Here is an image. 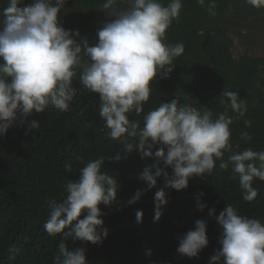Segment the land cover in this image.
Here are the masks:
<instances>
[{
	"label": "clouds",
	"instance_id": "clouds-1",
	"mask_svg": "<svg viewBox=\"0 0 264 264\" xmlns=\"http://www.w3.org/2000/svg\"><path fill=\"white\" fill-rule=\"evenodd\" d=\"M65 2L32 0L24 5V0H7V6L0 10V136L13 125L17 113L26 117L33 111L43 113L49 107L68 111L77 94L72 85L79 69L80 83L99 95L101 130L107 129V136L113 140H122L123 147L114 159H126L136 149L142 158L155 159L156 163L146 165L140 174L149 188L163 175L167 187L183 190L191 177L211 173L220 160V169L231 166L238 177L243 199L254 201L258 189L253 187V181H264V150L249 147L233 152V117L228 115V109L238 117L248 111L247 101L238 92L224 87L218 97L224 111L215 118L208 108L201 111L177 98L147 112L143 127L140 121L129 119V113L140 116L144 111L143 105L152 91L150 82L158 74L166 78L174 69L173 61L185 51L182 42H164L166 30L173 20L179 19L183 0H168L166 5L163 0H104L102 9L112 19L97 31L94 45L86 37L78 41L79 31L66 30L59 22L58 14ZM245 2L264 8V0ZM197 3L210 16L217 15L216 0ZM256 86L260 87L259 81ZM38 126L39 122L32 120L28 130ZM241 139L250 141L252 136L242 132ZM225 151L232 153L227 161L222 159ZM161 161L172 168L170 177L159 167ZM104 164L103 156L89 161L79 170L77 180L66 183L67 195L62 202L47 201L49 214L43 227L50 236L63 233L65 238L93 244L106 238L108 230L103 228L99 205H112L119 185L102 171ZM65 170L71 172L72 165L66 163ZM142 194L138 190L128 203L137 202ZM154 201L158 221L161 207L167 203L166 193L157 191ZM205 207L198 203L200 211ZM142 216L138 210V223ZM209 216H214L222 228V249L211 258L213 264H219L221 258L223 264H264V222L240 215L231 204L218 216L214 208L210 209ZM206 228V220H196L194 229L179 238L177 252L196 257L209 243ZM54 264H87L85 249L70 250L62 239Z\"/></svg>",
	"mask_w": 264,
	"mask_h": 264
},
{
	"label": "trees",
	"instance_id": "trees-1",
	"mask_svg": "<svg viewBox=\"0 0 264 264\" xmlns=\"http://www.w3.org/2000/svg\"><path fill=\"white\" fill-rule=\"evenodd\" d=\"M30 3L32 0H24V5ZM103 3L104 0H66L58 14L59 22L60 14L69 9L73 18L71 31L80 33L76 39L86 37L94 45L98 41L97 31L86 22L84 11ZM163 3L166 5L168 0ZM183 5L179 19L173 20L166 30L164 42H182L185 51L173 61L174 69L166 78L158 74L150 82L152 91L143 105L144 111L140 116L129 113V119L140 121L143 127L147 112L177 98L201 111L208 108L215 118L224 111L218 97L225 87L238 92L248 105L244 116L238 117L228 109V115L233 117V152L249 147L264 150V55L244 53L235 59L231 52L233 40L225 27L229 13L235 17L244 10L246 15L258 18L264 28V8H254L245 0H216L217 15L210 16L197 0H183ZM6 6L7 0H0V10ZM79 72L78 69L73 78L77 94L68 111L49 107L43 113L33 111L26 117L17 113L13 125L0 136V264H54L62 239L70 250L84 248L87 264H213L211 258L222 249V228L214 216H209L210 209L214 208L218 216L231 204L240 215L264 222V181H253L258 196L247 202L231 166L220 169V160L211 173L191 177L183 190L167 187L163 175L149 188L140 174L146 165L155 164V159L142 158L138 149L127 154L126 159H114L123 147L122 140H113L107 131L101 130L99 95L84 88ZM257 81L260 87L256 86ZM32 120H37L39 126L29 131L28 123ZM242 132H248L252 139H241ZM231 154L225 151L222 159L227 161ZM101 156L105 158L102 171L119 185L116 201L110 206L99 205L103 228L108 230L106 238L93 244L65 238L63 233L50 236L43 227L49 214L47 201L62 202L68 180H77L79 170ZM66 163L72 165L71 172L65 170ZM159 167L169 177L172 175V168L165 167L162 161ZM161 189L167 203L161 207L162 215L157 221L154 196ZM138 190L143 194L129 204ZM198 203L207 207L200 211ZM138 210L143 213L139 223ZM198 219L207 221L208 245L196 257L178 253L179 238L194 229ZM219 264H223V258Z\"/></svg>",
	"mask_w": 264,
	"mask_h": 264
},
{
	"label": "rangeland",
	"instance_id": "rangeland-1",
	"mask_svg": "<svg viewBox=\"0 0 264 264\" xmlns=\"http://www.w3.org/2000/svg\"><path fill=\"white\" fill-rule=\"evenodd\" d=\"M84 11L86 15V22L95 31L102 28L105 22H109L112 18L109 17L102 6H97ZM244 10H241V15L235 16L234 13H229L228 23H225V27L228 35L233 40L231 47L232 55L235 59H238L242 54L248 53L252 56L264 55V28L260 26L258 18L248 16ZM60 23L66 30H71L72 25V12L69 9H65L60 14ZM242 33L245 37L239 35Z\"/></svg>",
	"mask_w": 264,
	"mask_h": 264
},
{
	"label": "water",
	"instance_id": "water-1",
	"mask_svg": "<svg viewBox=\"0 0 264 264\" xmlns=\"http://www.w3.org/2000/svg\"><path fill=\"white\" fill-rule=\"evenodd\" d=\"M104 133L107 131L106 129H103Z\"/></svg>",
	"mask_w": 264,
	"mask_h": 264
}]
</instances>
